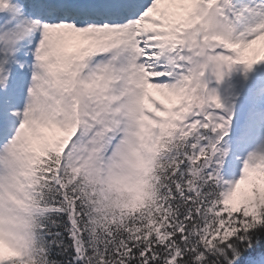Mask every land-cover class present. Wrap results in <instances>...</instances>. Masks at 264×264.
<instances>
[{
    "label": "snow or ice",
    "instance_id": "snow-or-ice-1",
    "mask_svg": "<svg viewBox=\"0 0 264 264\" xmlns=\"http://www.w3.org/2000/svg\"><path fill=\"white\" fill-rule=\"evenodd\" d=\"M0 264H264V0H0Z\"/></svg>",
    "mask_w": 264,
    "mask_h": 264
}]
</instances>
